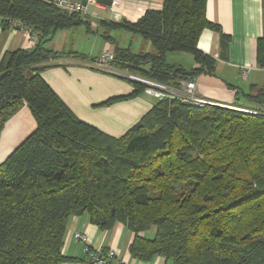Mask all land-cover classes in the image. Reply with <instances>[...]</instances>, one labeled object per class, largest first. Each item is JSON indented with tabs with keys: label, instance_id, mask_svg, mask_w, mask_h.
<instances>
[{
	"label": "trees",
	"instance_id": "1",
	"mask_svg": "<svg viewBox=\"0 0 264 264\" xmlns=\"http://www.w3.org/2000/svg\"><path fill=\"white\" fill-rule=\"evenodd\" d=\"M207 1L165 0L135 22L111 23L155 47L116 43L112 64L174 86L214 72L216 58L199 48L200 36L215 30L227 48L230 35L207 17ZM0 16L4 28L27 27L38 38L33 49L7 51L0 61V135L25 102L37 121L0 164V264L72 260L63 253L68 222L84 214L105 230L126 225L135 234L130 252L144 261L264 264V85L241 92L256 109L238 108V97L232 104L157 100L114 136L81 119L43 76L64 54L85 58L47 46L82 14L53 0H0ZM171 51L191 53L199 65L169 63ZM257 62L264 67V35ZM123 78L134 90L96 106L144 93L146 84Z\"/></svg>",
	"mask_w": 264,
	"mask_h": 264
},
{
	"label": "crops",
	"instance_id": "2",
	"mask_svg": "<svg viewBox=\"0 0 264 264\" xmlns=\"http://www.w3.org/2000/svg\"><path fill=\"white\" fill-rule=\"evenodd\" d=\"M101 7L91 6L89 13L82 15V23L59 30L47 43L48 48L62 53L78 52L85 58L64 54L51 60L43 76L69 107L83 120L105 132L120 136L136 124L152 108L157 99L143 93L120 100L111 105L96 106L114 96L127 95L134 90L133 83L95 67L94 61L106 49L131 46L138 51H155L142 35L124 28H115L111 23L135 22L148 9H162L165 0H99ZM207 17L218 23L223 32L230 35L227 48L222 47L219 32L203 30L198 46L205 53L216 58L214 72L201 73L195 78L196 93L209 102L232 104L242 93L248 92L251 84L264 85V67L257 62L258 40L264 35V9L262 0H208ZM0 16V61L7 51L31 50L38 38L27 27L4 28ZM124 31V32H123ZM105 35L112 37L107 39ZM150 50H145V48ZM182 53L183 62L175 64L186 68L199 64L188 52ZM176 56V55H171ZM186 56V57H183ZM194 58V57H193ZM186 62V64H184ZM246 75H243V72ZM183 82L177 86L164 83L171 91L183 89ZM231 84V86L229 85ZM242 92L236 96L237 92ZM37 127V121L25 102L20 110L7 120L0 135V164ZM75 232L86 233L91 247L114 249L120 260L128 264H171L162 256L144 261L132 256L130 245L135 234L123 223H116L111 229H102L92 223L89 215L72 216L68 222L63 253L72 258L62 264H91L86 260L84 244L74 236Z\"/></svg>",
	"mask_w": 264,
	"mask_h": 264
},
{
	"label": "built area",
	"instance_id": "3",
	"mask_svg": "<svg viewBox=\"0 0 264 264\" xmlns=\"http://www.w3.org/2000/svg\"><path fill=\"white\" fill-rule=\"evenodd\" d=\"M53 2L61 9L68 12H78L82 15L88 14L91 6H100L99 0H53ZM19 24V23H18ZM114 59V52L112 49H106L101 56L94 61L95 67L107 73L126 77L131 80H136L147 85L144 93L155 97L156 99L165 98H179L185 102H193L198 105L209 103L199 97L196 93L195 80H183V89L178 91H171L164 83L154 81L143 76L133 74L126 70H121L112 64ZM247 71L243 72L246 75ZM75 238L84 244V252L86 260L91 264H128L126 261L120 260L118 253L114 249H99L93 248L89 242V236L86 233L75 232Z\"/></svg>",
	"mask_w": 264,
	"mask_h": 264
},
{
	"label": "rangeland",
	"instance_id": "4",
	"mask_svg": "<svg viewBox=\"0 0 264 264\" xmlns=\"http://www.w3.org/2000/svg\"><path fill=\"white\" fill-rule=\"evenodd\" d=\"M96 7H101V6H96ZM124 32V31H123ZM147 42L150 44V46H151V48L152 49H154V45L152 44V42L150 41V40H147ZM136 43V45H134V51H138L139 49H138V47H137V42H135ZM115 49V48H114ZM112 50L113 52L115 51V50ZM145 50H150V48H145ZM155 50V49H154ZM153 51V50H152ZM102 54V53H101ZM101 54H100V56H101ZM171 55H176V56H171ZM180 55H182V53H179V52H175L174 54H169V56H167V61L169 62V63H174V61H176V62H178V63H181V62H183V60H182V58H181V56ZM188 55L192 58V59H194L193 58V55L191 54V53H188ZM99 56V57H100ZM99 57H97V59L99 58ZM114 57H115V53H114ZM183 57H186V56H183ZM175 64V63H174ZM184 64H186V62L184 63ZM158 100V99H157ZM209 103H212V102H209ZM214 103V102H213ZM244 103V104H243ZM242 103V107H245V108H242V107H238V108H241V109H247V108H252V109H256L255 107H251V106H254L253 104H251V103H248L246 100L244 101ZM246 104V105H245ZM249 105V106H248ZM251 111H253V110H251ZM153 232L154 231H150V232H148V235H152L153 234Z\"/></svg>",
	"mask_w": 264,
	"mask_h": 264
}]
</instances>
